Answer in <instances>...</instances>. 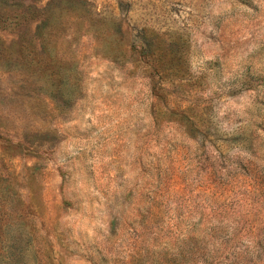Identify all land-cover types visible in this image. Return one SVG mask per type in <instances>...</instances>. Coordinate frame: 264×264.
I'll return each mask as SVG.
<instances>
[{"label": "rangeland", "instance_id": "374dc122", "mask_svg": "<svg viewBox=\"0 0 264 264\" xmlns=\"http://www.w3.org/2000/svg\"><path fill=\"white\" fill-rule=\"evenodd\" d=\"M0 264H264V0H0Z\"/></svg>", "mask_w": 264, "mask_h": 264}]
</instances>
